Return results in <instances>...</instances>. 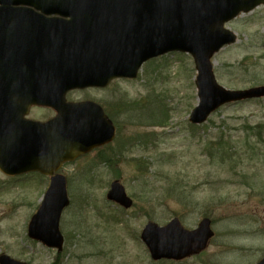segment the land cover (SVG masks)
<instances>
[{"label": "rangeland", "instance_id": "374dc122", "mask_svg": "<svg viewBox=\"0 0 264 264\" xmlns=\"http://www.w3.org/2000/svg\"><path fill=\"white\" fill-rule=\"evenodd\" d=\"M226 27L237 39L212 59L218 84L231 90L264 85V7ZM194 77L189 55L169 53L144 63L136 79L113 81L110 90L70 93L71 101L96 95L117 107L130 105L135 116L145 112L163 122L136 127L128 115L125 125L126 119L117 118L121 132L111 149L118 153L124 145V159L106 168L95 166L96 155H89L60 170L70 198L59 225L60 264H254L264 256V98L223 106L192 129L188 116L198 102ZM42 115L49 113L33 117ZM15 178L0 174V255L53 264L55 250L26 236L48 179ZM115 179L134 203L127 211L105 200ZM173 217L186 229L208 218L214 236L204 251L183 261L153 262L140 232L149 221L162 226Z\"/></svg>", "mask_w": 264, "mask_h": 264}, {"label": "water", "instance_id": "95a60500", "mask_svg": "<svg viewBox=\"0 0 264 264\" xmlns=\"http://www.w3.org/2000/svg\"><path fill=\"white\" fill-rule=\"evenodd\" d=\"M13 2L57 5L58 1ZM75 4L96 6L88 13V24L81 27L85 32L83 38H66L53 30H79L76 16L84 11L63 12L71 17L68 25L30 15L26 19L29 29L48 31L30 35L34 41L32 53L49 54L16 60L15 67L48 73L17 78L18 84L31 86L17 90L19 103L13 118L0 119V172L8 176L37 172L49 177L43 199L27 225V237L58 253L63 244L59 220L69 205L66 179L58 170L63 163L74 161L114 138V127L98 105L66 102V92L105 87L116 78L133 79L144 62L169 52H182L192 56L197 72L199 103L190 114L191 123L204 122L225 103L264 97V86L230 91L217 85L210 63L223 46L235 42L234 34L223 25L239 13L264 5V0H76ZM60 13L57 8L43 12ZM51 51L59 55L53 56ZM32 105L51 107L56 116L45 123L25 120L23 116ZM3 106L0 101V107ZM106 199L124 209L132 206L118 181L110 184ZM212 236L208 219L201 220L194 230H185L174 218L163 227L148 223L140 238L153 260L179 261L204 250ZM0 264L24 263L2 255ZM257 264H264V258Z\"/></svg>", "mask_w": 264, "mask_h": 264}, {"label": "flooded vegetation", "instance_id": "af4514ba", "mask_svg": "<svg viewBox=\"0 0 264 264\" xmlns=\"http://www.w3.org/2000/svg\"><path fill=\"white\" fill-rule=\"evenodd\" d=\"M5 1H8V0H0V2H5ZM62 7L65 8L67 6H62ZM24 9H32L34 11L36 10L34 7H30V6H21V5L18 6V5L10 4V3L9 4L0 3V41L5 42L4 43L5 49L10 50L11 51L10 54L12 56H17L16 49L14 48L13 44L11 43V40L13 38H15V40H16L17 29H16V21H11V18H17L16 15L14 14V12L16 13L17 10H24ZM48 18H54V17L48 16ZM19 32H23V31H19ZM8 42H9L10 48L7 47ZM1 57L2 58H11V56H7V53H5V56L0 55V59H1ZM2 72H9V71L0 69V74ZM110 86H111V83L103 89H101V88H88V89H85L82 91H92L94 93H99L100 91L110 90ZM74 92H78V91H74ZM79 92H81V91H79ZM69 95H70V93L67 94V100L71 101L68 98ZM81 101H92V102L100 105L102 107L105 115L110 119V117H111V115H110L111 114V106H110L111 103H109L110 100L109 101L98 100L96 95H94V98L90 97V98H87V99H84ZM74 102H79V101H74ZM34 112H47V113H49V115L46 117H43L44 115H42V117L38 118V117H33ZM54 115H55V113L51 109L40 108V107H31L28 110L26 118L29 120H33V121L45 122V121H48L49 119H51L52 117H54ZM110 151H111V145H106V146L100 147V148L92 151V153H90L86 156L96 155V156H94L95 158L93 160H96L97 156H99L100 160H101L102 154H105L107 156L110 153ZM95 163H97V160ZM98 166H103L106 168L111 167V165L106 163V160L104 162L100 161L98 163Z\"/></svg>", "mask_w": 264, "mask_h": 264}, {"label": "trees", "instance_id": "16d2710c", "mask_svg": "<svg viewBox=\"0 0 264 264\" xmlns=\"http://www.w3.org/2000/svg\"><path fill=\"white\" fill-rule=\"evenodd\" d=\"M117 106H119V104H115V105L113 104L114 112L116 111ZM117 112L119 113L118 115L116 114V116H114V117L112 116L113 121L115 122V119L121 118V117H123L124 119L127 120V118H125L124 116L128 115V119H129L131 126L149 127V126H153V125H160V123L163 122L162 120H159V117L157 115H154V116L152 115V117H151L150 115H148L146 113H143L142 115L137 113V116H135L133 112H136V111H134V109L132 110V107L130 105H126L124 103H122V107H119V110ZM149 118H152L151 123L148 122ZM127 123H128V120L126 122H123L122 124L125 125ZM118 130H119V127H118ZM140 139L142 140V138H138L137 140L140 141ZM121 158H122L121 152L120 153L113 152L112 153V160H111L112 164L116 165ZM61 261H62L61 256L57 255L56 260L53 264H60Z\"/></svg>", "mask_w": 264, "mask_h": 264}]
</instances>
